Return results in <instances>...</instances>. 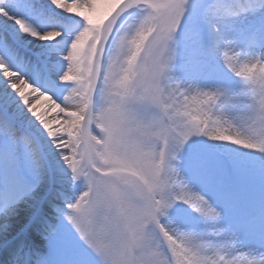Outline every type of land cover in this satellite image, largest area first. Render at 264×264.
I'll use <instances>...</instances> for the list:
<instances>
[{"label":"clouds","instance_id":"clouds-1","mask_svg":"<svg viewBox=\"0 0 264 264\" xmlns=\"http://www.w3.org/2000/svg\"><path fill=\"white\" fill-rule=\"evenodd\" d=\"M97 2L112 5L114 10L126 6L125 0ZM51 3L65 12L71 7L69 0ZM81 21L74 23L71 32L53 29L46 31L44 37L56 42L53 47L57 50L71 37V46L63 59L68 61L73 79H67L68 72L59 79L61 85H71L62 102L76 109L82 122L85 114L89 119L84 124V141L77 145L79 156L67 168L72 184L80 186L77 196L86 194V201L79 211L70 214L77 217L87 232L99 264H264V249L241 250V239L235 234L221 256L207 242V237L176 229L169 235L161 228L165 205L170 202V193L162 185L174 170L181 171L184 148L193 137H199L200 131L199 125L184 117L176 105V85L183 82L185 89L191 87L178 75V33L173 34L167 51L159 59L163 71L152 72L154 57L149 54L160 37L159 26L154 22L145 24L143 20L129 22L113 41L104 79L95 105L91 106V90L96 84L99 64L96 48L102 31L106 35L110 30L111 18L102 24H89L84 17ZM141 29L150 35L143 51L137 53L134 40ZM73 47L74 60L70 59ZM133 56H136L134 72L128 73L125 81ZM254 58L260 56L245 55L242 61ZM0 72L5 79L18 76L2 63ZM242 83L248 115L237 121L217 108V116L238 138L264 141V121L258 119L264 117V87L248 81ZM45 103L49 111L58 108L50 97ZM184 136H188L187 141Z\"/></svg>","mask_w":264,"mask_h":264},{"label":"snow or ice","instance_id":"snow-or-ice-1","mask_svg":"<svg viewBox=\"0 0 264 264\" xmlns=\"http://www.w3.org/2000/svg\"><path fill=\"white\" fill-rule=\"evenodd\" d=\"M201 2L203 3V0ZM69 3L71 7L68 12H65L61 8H56L51 0H0V63L5 64L10 72L18 73L15 79H5L3 72H0V80H3L0 89L7 93V98L17 106L20 113H23L30 125L43 129L48 141L57 150L59 159L63 161L66 168L79 156L77 145L84 141L86 136L84 124L89 117L85 114V120L82 122L80 113L62 102L63 85L56 79L57 76L59 78L63 76L65 72L69 73L68 80L73 79L72 70L67 67L68 61L63 59L71 46V37L65 41L60 50H57L53 47L56 42L45 38L44 33L61 28L66 33L71 32L76 21L83 23L81 17L87 18L89 24H102L111 18V28L106 35L102 31L100 45H97L96 48L99 64L96 84L91 90V106H94L97 91L104 79L110 48L124 27L129 22L137 20H143L145 24L154 22L159 26L160 37L149 55L154 57L151 71L155 72L157 69L163 71L159 59L167 51L173 34L178 33L184 24L192 0H163V2L161 0H125L126 6L115 10L112 5L101 4L97 0H77L75 3L69 0ZM258 8L264 9V0H247L246 3H241L236 8L225 7L221 0H216L215 3L209 4L204 9L205 18L214 29L212 44L206 45L200 33L194 30H189L186 33V39L205 48L209 57H214L217 51H221L223 65L228 71L241 81H248L258 87H264V58L242 61V57L245 56L244 52L238 46H234V41L226 40L219 27L225 17L236 16ZM70 13H78V15ZM98 13L101 14L98 15ZM149 35L150 33L143 29L137 32L134 40L137 53L143 51ZM28 40H31L33 45H39L34 49L35 52L45 53V50H54L60 57L59 61L55 56L48 54L37 56L22 53L21 42ZM75 58L76 52L73 47V55L70 59L74 60ZM95 59L96 57H94ZM135 61L136 56L129 60L130 66L125 73V81L128 79V73L134 72ZM187 82L191 87L185 89L182 82L177 84L174 89L176 105L184 117L190 118L199 125V137L228 142L264 153V141L238 138L228 130L225 121L217 116V108L224 111V109L235 107L245 100L246 90L244 88L233 94L225 88H209L194 81ZM29 89L31 95L28 93ZM48 97L58 106V108L51 109L50 112L56 113L51 119L46 118V114L40 111L42 106H48L45 103V99ZM0 103H7V101L0 99ZM61 116L63 119L60 118ZM258 119L264 121V117H258ZM54 123L58 125L56 130L53 129ZM92 130L95 131V128L93 127ZM16 131L14 120L6 114H0V134L15 137ZM21 139L33 155L39 153V148L30 135L25 134ZM183 139L187 141L188 136H184ZM162 187L170 193V202L165 205V219L160 221L164 232L172 235V230L176 229L201 238L205 237V235L184 230L188 227V221L193 219L191 213L186 212L185 209L179 210L185 217L184 223H178L171 218L170 214L174 208L178 205H186L192 212L205 218L207 225L211 228L206 234L207 242L217 249V255L222 256L228 248L229 238L233 234H229V230L223 226L221 212L213 206L211 200L205 195L192 191L186 183L185 176L179 170H174ZM85 201L86 194H81L75 199L67 201L64 207L58 208L57 213L61 222L51 228V235L59 241L65 233L74 232L79 240L91 250V241L88 239L87 232L82 228L77 217L70 214L79 211L81 204ZM49 204L56 208V205L51 201ZM91 211L92 209H89V212ZM152 215L154 216L155 213ZM220 236H223L222 240L218 239Z\"/></svg>","mask_w":264,"mask_h":264},{"label":"bare ground","instance_id":"bare-ground-1","mask_svg":"<svg viewBox=\"0 0 264 264\" xmlns=\"http://www.w3.org/2000/svg\"><path fill=\"white\" fill-rule=\"evenodd\" d=\"M196 2L199 3V6H203V9H205L209 4L215 3L216 0L207 3H205V0H203V3L201 0H192L189 9L192 8ZM221 2L225 7L229 8H236L239 5L236 0H221ZM245 2L247 1L245 0ZM101 13H98V15ZM255 15H258V17L253 19ZM204 18L205 15L203 10L201 16L203 28L196 31L200 33L206 45H211L214 40V29L209 22H206L208 20ZM230 18L231 16L225 17L222 22ZM246 20L250 23H253L252 21L258 22V25L253 28L247 29L246 27L244 29L240 38V50L247 56H260L261 58H264V9L258 8L254 10V14L250 13L246 17ZM186 33L187 32H185L184 36H179L178 41L181 43L180 46L183 54L185 53L186 55L188 53L189 57L186 59L185 68L189 69L190 65L195 61V58L201 56L202 51H205V48L186 39ZM252 33L255 34L252 35ZM38 47L39 45H33L31 40H28L21 42L20 50L27 55H31L32 53L37 56L48 54L49 56H55L56 60L59 61L60 57L54 50H45V53L35 52L34 49ZM29 51L31 53H29ZM179 55H181L180 52ZM210 65L217 66V62L214 58L210 61ZM199 66L200 65H198V68ZM196 76L198 78L201 77L199 71ZM56 79H60L59 76H57ZM220 81L225 83V77L221 78ZM232 81L233 82L229 83V85H234V89L237 92H240L243 89L242 81L236 76ZM62 87L64 94L71 85H63ZM28 93L31 95L30 89L28 90ZM0 99L7 101V103H0V114L8 115L15 122L17 129L15 136L16 149H20L18 145L25 134L30 135L38 146L41 156L38 158L40 163L38 162V165L35 167L41 170V176L34 172V166L31 170L28 169V171L31 176L36 178V181H44L43 188H45L41 194L36 191L28 196L27 189H31L36 183L29 178L26 179L27 176L25 175H27V173H23L17 169L16 161L10 150L0 145V182L2 185L9 186L12 190H20V188L26 190V196L23 198V201L17 200V197L15 196L12 197V193H10V195H5L0 192V195H2L7 201L9 200L7 205L0 201L1 264L2 261L7 262L9 257L13 258V255L7 256L6 254V258H4L2 252L5 248L15 242V239L21 237L23 233H27L38 242H41V236L34 232V230L38 229L40 230V233H44L46 229L40 226L41 218L46 213H53L47 212L44 208L45 200L48 199L47 194L48 197L52 195L59 197L60 195L57 191L63 190L65 183L70 179V173L64 166L63 161L59 159L57 150L51 146L43 129H38L37 127L30 125L23 113H20L17 106L7 98V93H5L3 89H0ZM244 101H246V99ZM40 111L46 114V118L48 119H51L52 116L56 115V113L48 110L47 105L42 106ZM60 118L63 119V116ZM57 128L58 125L54 123L53 129L56 130ZM212 143L216 145V153H211L206 150L198 151L197 155H190L187 153L185 157L187 163L185 162V166L184 164L181 166V173L185 176L186 183L190 186L192 191L207 196L211 200L213 206L221 212L223 226L229 230V234H235L240 237L241 244L239 247L241 250L246 251L248 248L264 249V244H258L254 240V237L257 236L259 230L252 227L251 231H248L239 216L240 213L241 215H248V218L264 217V204L259 202L264 199V174L258 175L254 173L252 169L248 172V174H250L247 189L249 204L240 202L237 206L236 201L239 200V197L228 191L230 186L236 184L234 175L229 171L230 167L233 166L234 160L228 153L238 152L247 155V149L228 142L212 140ZM251 155L253 154L251 153ZM249 166H256V162L250 161ZM76 189L80 190V186L77 185ZM184 207H186V212L191 213V217L198 218H193L198 225L193 224L192 221L189 220L188 227L184 230L190 231V227H198L199 230L197 231H199V235H205L206 237L207 232L210 231L211 228L207 225L205 218L192 212V210L186 205ZM178 212L179 210H173L170 214L171 218L180 223H184L185 217L183 215H180L179 217ZM261 225L264 226V221ZM72 233L73 232H67L65 234L71 235ZM34 251L26 248L25 256L18 260V264H35L36 260H40L37 253ZM86 251L85 254H78L76 250H73L72 253H65L63 256H61L60 253L58 254V257H62L61 261L57 259L58 257H49V259L40 260L39 264H99V260L95 254L88 248H86ZM27 256H29V260H27Z\"/></svg>","mask_w":264,"mask_h":264},{"label":"rangeland","instance_id":"rangeland-1","mask_svg":"<svg viewBox=\"0 0 264 264\" xmlns=\"http://www.w3.org/2000/svg\"><path fill=\"white\" fill-rule=\"evenodd\" d=\"M213 0H205V3L211 2ZM237 4L246 3L245 0H236ZM247 1V0H246ZM163 2V0H161ZM196 4V5H195ZM192 8L189 9L184 24L182 25L180 31L178 32L179 36H184L185 32H188L189 30H201L203 27V23L201 21L203 6H198L199 3H195ZM254 14V11H247L244 13H240L236 16H231L230 19L222 22V24L219 26L221 29V33L223 34L224 38L226 40L234 41V46H238L240 48L241 42L240 38L244 31V29L253 28L258 25V22L252 21L253 23L248 22L246 20V17L249 14ZM142 15V14H141ZM258 17V15L254 16V18ZM250 18V17H249ZM205 19V18H204ZM246 21V22H245ZM208 23V21H206ZM244 23V24H243ZM255 33H252L254 35ZM179 40V39H178ZM179 44V52L181 55H179V62H178V75L182 81H194L198 83L199 85L203 87H209V88H216L221 87L228 89L231 93H238L234 89V85H229V83L233 82L232 77L233 74L228 71L224 65H223V57L222 52L217 51L214 57H209L207 54V51H202L201 56H197L195 58V61L190 65L189 69L185 68L186 59L188 56V53L185 55L181 51V43L178 41ZM29 53H31L29 51ZM31 55H34L33 53ZM214 58L217 62V66L210 65V61ZM198 65L199 68H198ZM201 74V77L198 78L196 76L197 72ZM235 76V75H234ZM225 77V83L221 82L220 79ZM57 82H59V79H57ZM249 109L247 107V101H243L239 105L235 107H228L224 109V114L233 120L239 121L242 117H245L248 115ZM0 145L4 146L5 148L9 149L11 154L13 155L17 169L20 170L23 173H27L26 179H31L36 184L31 187V189H27V195H31L34 192H40L43 193L45 188H43L44 181L39 180L36 181V178L34 176H31L29 174V170L34 166L38 165V158L41 156L40 152L37 155H33L30 149L22 142V140L19 143L20 149L17 150L15 147V137H11L8 135L0 134ZM219 145V144H218ZM220 146V145H219ZM206 150L211 153H216V145L212 143V140L207 137H193L188 144L185 146L184 151L182 153V159L183 164L185 166L186 162V154L189 153L190 155H197L198 151ZM251 153L253 156L251 155ZM234 160L233 166L230 167L229 171L234 175L236 179V184L233 186H230L228 189L232 193L238 195V192H241V198L243 199L245 204H249L248 200V182H249V175L248 172L252 169L254 173L258 175L264 174V153H259L256 151V149H247L246 154H241L238 152L234 153H228ZM259 156V157H257ZM1 160V159H0ZM254 161L256 162V166L251 167L249 166V162ZM31 162V163H30ZM40 163V162H39ZM187 163V162H186ZM182 164V165H183ZM261 166V167H260ZM37 175L41 176V170L35 167V171ZM264 176V175H263ZM24 178V177H23ZM39 183V184H38ZM63 187V190L57 191L59 193V197H56L54 195L48 197L47 194V200H45L44 208L47 212H53L52 214L46 213L42 216L40 226H42L45 230L44 233H40V230H34V232L38 233L41 236V242H38L35 238L29 236L27 233H23L21 237L18 239H15V242H13L11 245H9L7 248L4 249L2 252V256L4 258L5 254L8 256H12L13 258L9 257L7 259V262L2 261L1 264H18V260L23 258L25 256V249H31L35 250L39 256L40 259L48 258L49 256H52L53 258H57L58 254L61 253V256L65 253H72L73 250H76L78 254H85L86 246L83 244L82 241L79 240L78 236L73 232L71 235H64L62 239L57 241L53 238L51 235V228L53 226L58 225L61 220L58 216L57 209L64 207L66 202L72 199H75L77 194L79 193V189H76V185H73L71 182V179L67 181ZM0 192L5 195H10L12 193V197H17V200L23 201V198L26 196V190L22 189H16L12 190L9 186L2 185L0 182ZM73 193V194H71ZM264 200V199H263ZM0 201L5 203L7 205V201L2 195H0ZM52 202L56 205V208H53L50 206L49 202ZM261 202V201H259ZM239 205V203H237ZM185 205H178L173 210L178 211L181 208L186 210ZM179 207V208H178ZM178 208V209H177ZM172 210V211H173ZM1 212V209H0ZM172 213V212H171ZM180 215H183L180 211ZM175 215V214H174ZM241 215V214H240ZM195 219H198L197 217H192ZM195 219H191L193 224L198 225ZM180 223L179 221H177ZM190 231L195 232L196 234H199L198 227L189 228ZM258 242H260V239H257ZM15 248V250H14ZM73 256V255H72ZM59 261L62 260V257L57 258ZM39 261L36 263L38 264Z\"/></svg>","mask_w":264,"mask_h":264}]
</instances>
